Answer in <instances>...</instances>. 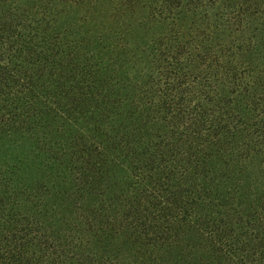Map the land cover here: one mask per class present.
<instances>
[{
    "label": "trees",
    "instance_id": "trees-1",
    "mask_svg": "<svg viewBox=\"0 0 264 264\" xmlns=\"http://www.w3.org/2000/svg\"><path fill=\"white\" fill-rule=\"evenodd\" d=\"M0 264H264V0H0Z\"/></svg>",
    "mask_w": 264,
    "mask_h": 264
}]
</instances>
